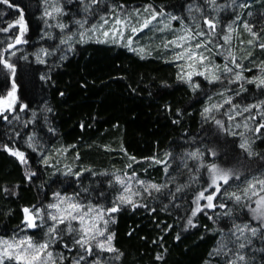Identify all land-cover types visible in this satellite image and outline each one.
Listing matches in <instances>:
<instances>
[{"label": "trees", "instance_id": "trees-1", "mask_svg": "<svg viewBox=\"0 0 264 264\" xmlns=\"http://www.w3.org/2000/svg\"><path fill=\"white\" fill-rule=\"evenodd\" d=\"M60 1L64 8L75 6V0ZM11 2L23 10L27 24L25 39L28 43L21 45L25 48L23 52L31 53L46 46L47 41L41 39L42 0ZM107 4H123L124 11L150 4L158 10L163 9L166 14L183 17L184 21L189 20L186 16L188 7H206L205 0H104L100 9L104 11ZM242 9L243 19L251 12L248 23L253 32L260 34L259 42H264V0H252L249 7ZM234 15L233 11L218 15L220 33ZM18 18L15 8L0 4V27ZM242 27L241 20L233 46L251 54L246 68L256 66L263 70L264 49L254 46L256 42L248 46L249 36ZM15 31L0 33V39H6ZM144 34L145 31L137 36L139 43H148L146 47L150 50L143 59L120 45L88 41L73 44L70 55L61 61L53 58L41 64L30 59L31 56L18 61L17 95L20 102L29 107L19 113L20 120L9 117V123L0 119V143L11 146L14 142L16 147L26 152L28 163L23 165L16 157L0 150V237L16 235L17 230L23 227V209L47 205L57 192L72 195L88 188L93 203L99 199L107 207L117 194L116 186L111 187L109 183L110 176L135 172L140 179L163 183L167 179L163 166L152 163L151 157L164 159L166 153H171L170 171L180 165L183 174L177 176V181L187 182L189 174L183 169L182 153L197 147L203 150L213 146L221 151V145L216 143L217 136L221 141H227L234 157L251 165L241 168V180L264 173V167H261L264 164V129L260 133L253 132L252 137L244 136L249 140L252 151L258 154L248 157L239 148L241 136L218 130L202 115L207 99L220 91L222 84L209 83L196 76L193 80L200 84V88L193 91L177 78L180 72L177 63L169 62L172 59L167 52L154 47L151 41L146 42L142 37ZM23 52H18L17 56H23ZM16 59L13 57L14 61ZM256 73V70L252 72ZM9 89L5 73L0 72V95ZM231 95L235 96L236 104L245 107L264 101V88L248 84L245 88L233 90ZM33 112L36 113L34 118ZM215 116L227 122L223 112H217ZM28 120L33 122L25 128L23 122ZM253 122L254 129L258 123L264 122V118L257 116ZM15 131L20 132V138L14 137ZM33 133L35 139L45 145L38 148L40 152H33L24 143L26 135ZM41 152L48 159V164L41 160ZM130 157H135L138 163ZM204 159L205 163L212 162L207 154ZM217 162H221L219 158ZM190 163L188 165L196 162ZM69 168L72 173L81 175L66 174ZM32 172L35 175L29 179ZM198 175L201 177L199 182L180 194L179 207L173 208L167 199L157 194V199L148 200L149 208H155V212L148 208L123 207L114 213L115 223L110 224L109 229L115 234L113 244L121 255L115 259V254L105 253L108 264L209 263L212 259L209 253L220 239L219 230L226 229L236 217H239L237 223L248 222L250 214L229 202L233 208L231 218L219 216L214 221L199 214L194 218L197 226H188L185 217L191 207L192 194L207 178L203 169ZM237 185L243 186L240 181H235L231 190H236ZM101 190L105 196L97 198L95 193ZM164 205H167V210H164ZM37 232V229L28 230L26 234L35 237ZM70 239L65 236L64 242ZM251 247V264H264V251H261L264 240L254 239ZM51 250L57 257H65L63 264H71L79 254L75 249L67 251L59 243ZM158 256L162 259H157Z\"/></svg>", "mask_w": 264, "mask_h": 264}, {"label": "snow or ice", "instance_id": "snow-or-ice-1", "mask_svg": "<svg viewBox=\"0 0 264 264\" xmlns=\"http://www.w3.org/2000/svg\"><path fill=\"white\" fill-rule=\"evenodd\" d=\"M45 3L48 5V9L44 12L45 17L55 19L56 16L63 13V9L58 6V0H45ZM81 3L85 5L86 14L96 16L93 23L89 24L87 15L83 19L75 20L74 23L78 26V31L75 33L66 31L69 27L66 24L58 22L54 25L61 33H64L59 39V44L67 45L68 51L72 50L74 42L85 43L95 39L97 43L123 42V46L128 47L130 51L137 52L143 59L145 48L133 47L136 37L145 29L152 30L157 24L162 23L161 18L166 15L163 9L158 10L150 4L145 5L142 11L135 9L129 13L124 11L123 4H113L102 12L97 11L104 0H81ZM0 4L15 8L19 16L13 23L0 27V33L4 34L12 33L13 29L16 30L6 39H0V72L5 73V79L10 84V89L6 94L0 95V119L10 123L9 117L13 120H20L19 113L25 112L29 107L27 104L21 103L17 95L19 88L18 61L28 59L26 55L17 56V53L21 51L20 46L28 43L25 39L27 24L23 10L14 5L11 0H0ZM205 5L210 11L205 12L199 6L194 8L190 6L189 11L200 13L199 17L193 16L190 24H184L182 21V30L162 44L164 49L172 53V60L169 62H177V67L180 69L177 78L188 84L193 91L200 88V84L193 80L194 76L203 77L209 83H224L227 79V83L232 84L244 79L241 72L235 70L242 67L236 55L230 48L225 47L230 44L233 27L228 25L225 34L218 35V20L215 15H212L228 5L220 4L218 0H205ZM231 5H235L237 8L249 7L247 0H241L239 3L237 0H231ZM168 18L177 19L175 16ZM239 18L237 16V19ZM170 27L165 24L163 28H156V30L164 31ZM243 27L253 36V40L248 43L256 42V47L264 49V42H259L261 41L260 34L253 32L252 26L247 22H244ZM47 35L51 38L50 34ZM57 50L63 49L54 47L52 51H49L41 48L37 59L40 63H45L44 57L55 55ZM214 50L215 54L224 55L223 66L213 62ZM13 57L17 59L14 61ZM60 59H64V57L61 56ZM247 82L257 83V87L264 86V78L261 77ZM229 91L232 90L225 88L219 95L225 96ZM225 105L229 106L223 112L227 122L225 119H217L214 114L220 112ZM254 109L255 112H253ZM46 110L51 111V109ZM245 113L248 115L245 116ZM35 115L36 113L33 112V118ZM202 115L205 120H211L218 130L233 136H241L242 142L239 144V148L243 149L248 157L258 155L252 151L250 142L244 137V133L230 131V127H243L254 133H260L261 129H264V122L258 123L254 129H249V121H256L258 115L264 118V101L241 108L233 104L231 96H227L221 103H212L209 107H205ZM237 117H242V121H238ZM32 122V120L24 121V127L27 128ZM14 137L20 138V132L15 131ZM24 143L33 152L38 151L34 133L26 135ZM216 143L221 145V151H218L215 146L203 150L197 147L196 150L183 155L181 163L183 169L187 170L189 174L187 182L177 181V176L182 175L183 172L180 165L170 171L172 169L171 153H166L164 159L149 158L152 163L163 166L164 174L167 177L163 183L140 179L135 172L115 175L114 184L119 188L116 189L117 194L110 200L107 207L103 206L99 199L96 203H92L89 189L82 188L72 195L54 193V201L47 205L24 208V219L21 222L23 227L19 228L17 234L12 238L0 237V264H63L65 257L63 255L57 257L51 250L58 243L69 252L74 249L78 251L79 254L71 260V264H108L105 253H113L115 254L114 258L119 259L121 254L113 244L115 234L109 229V225L115 223L113 214L121 211L123 207L148 208L150 212H155V208H149L148 200L157 199V194L167 199L173 208L179 207L177 201L182 199L180 194L194 183L199 182L201 177L198 173L201 169L204 170L207 178L203 185L192 194L191 207L185 217L187 225L196 227L194 218L199 214L214 221L219 216L231 218L233 208L229 202L246 209L247 214H250V220L237 223L236 220H239V217H236L226 229L219 230L220 239L209 256L219 257V264H251L249 253L252 251L253 240L256 238L264 240V173L241 180L243 174L241 168L251 167V165L234 157L228 149L227 141H221L217 136ZM0 150L16 157L23 165L28 163L26 152L16 147L14 142L11 146L7 143H0ZM205 154L211 158L212 162L205 163ZM218 158L220 163L217 162ZM130 159L138 163L135 157H130ZM41 160L44 164H48V159L43 152H41ZM188 160L195 161V165L190 167L187 163ZM234 160L235 163H233ZM131 166V164L128 165L129 168ZM261 167H264V164ZM66 174H74L77 177L81 175V173H72L71 168ZM34 175L35 173L32 172L28 178L31 179ZM235 181H240L243 186L237 185L236 190H231ZM109 183L111 185L113 182ZM95 195L100 198L104 197L105 193L101 190ZM164 210H167V205H164ZM252 221L256 223L253 224ZM35 229L43 230L42 239L37 240L33 236L19 234ZM65 236L71 237V239L64 242ZM176 238L179 239V236ZM157 259H162V256H158Z\"/></svg>", "mask_w": 264, "mask_h": 264}, {"label": "rangeland", "instance_id": "rangeland-1", "mask_svg": "<svg viewBox=\"0 0 264 264\" xmlns=\"http://www.w3.org/2000/svg\"><path fill=\"white\" fill-rule=\"evenodd\" d=\"M251 1L252 0H247V3L250 5ZM74 2H75V6L73 8L67 9V8H64L62 6V4H61V1L58 0V6L63 9V13L61 15L56 16L55 19H49V18L44 16V12H45L46 9H48V5L45 3V0H42V14H41V16H42V21H43V32H42V35H41V39L47 41V44H46V46L34 49L31 53L23 52L25 50V48L23 46H20L21 51L23 52V55H26L27 57L31 56L30 59H33L37 63H40L39 60L37 59V56H38L41 48L48 49L49 51H52L54 49V47L55 48H59V49H63V50H57L55 52V55L44 57V59L46 60L45 63L49 62L50 60L52 61L53 58H57L56 61H61V60H63V59H60L61 56H63L64 59H65V58H67L70 55L71 51L67 50L68 46L59 44V39L64 35V33H61L60 30L58 28H56L54 25L56 23H58V22L66 24V25L69 26L66 31L75 33V32L78 31V26L74 23L75 20L83 19L87 15L88 19H89V24H91L96 19L95 15L86 14L85 13V11H84L85 5L83 3H81V0H75ZM239 2H241V0H237V3H239ZM218 3H220L222 5H228V6L224 7L219 12L212 13V15L216 16L217 20H218V15L221 14V13L224 14L225 12H228V11L235 12L234 17H232V19L227 23V25L225 26L223 32L220 33L218 31V27H217V32H218V35H223V34H225V32L227 30V26L228 25H232V27H233L232 38H231L230 44L225 45V47L226 48H230L231 51L236 55L237 60H238V62L240 63V65L242 67L240 69H235V70L236 71H240L242 76L244 77V79L239 81V82H237V83H232V84H228L227 83V79H225L224 83H221L222 84L221 90L218 91L217 93H215L214 95H212L211 97H209L207 99L205 107H209L212 103H221L223 101V99H225L227 96H231L232 100H233V104H236L235 101H234V97L235 96L231 95V92L233 90L245 88L248 84H253V85H255L257 87L258 81H257V83H248L247 81L253 80L256 77L264 78V69L263 70H258L259 68H256V66L255 67H250V68H246L245 67L246 61H248V59L250 58L251 54L249 52H244V51H240L238 49H235V47L233 46V41L235 40L237 35H239L237 33V26H238L239 22H241V20H242V26H243L244 22L248 23V18H249V16H251V12H249L246 15V17L243 19L242 16H241V13H242L243 9L242 8H237V7H235V5H231V0H223V1L222 0H218ZM101 6H103V3L101 4ZM109 7H111V5L107 4L105 6V9L109 8ZM192 7L194 8V6H192ZM189 8L190 7H188L187 10H186V14H187L186 16H187V18H189V20L187 19L188 21H184L185 19L183 17L181 18L180 16H177L175 14H166L165 13L166 15L161 18V20L163 22L160 23V24H157L152 30L145 29V34L142 37H144L146 39V42L147 41H151V44L154 45V47L156 46L157 48H160L162 51L167 52L168 56L171 57V59H172V53L169 50L164 49L162 47V44H163V42H165V40L172 39L174 35L178 34L182 30V23H181L182 21H183L184 24H190L192 22V17L193 16L199 17L200 13H197V12H194V11L190 12ZM137 9H141V11H142L143 7H140V8H137ZM203 9L205 10V12L210 11L207 7H204ZM134 10L135 9H128L126 12L131 13ZM97 11L102 12V10L100 9V6H99ZM169 16H175V17H177V19L176 20H171V19L168 18ZM237 16H239L240 18L237 19ZM165 24L170 25L171 26L170 29H165L164 31H157L156 30V28H163ZM174 24H176V25H174ZM49 25H52V26L50 27ZM242 28H243L245 34H247L249 36V39L247 41L253 40V36L251 35V33L246 31L244 29V27H242ZM47 34H50L51 38H49V35H47ZM75 39L76 38L74 37V40ZM88 41H95V39H91V40H88ZM218 42H222V41H218ZM52 43H53V45L50 46V44H52ZM75 43L76 42H74L73 44H75ZM107 44H116V45L123 46V42H121V43L108 42ZM146 45H148V43L140 44L139 40L137 38V39H135V43L133 44V47H135V48L144 47L146 51H145V53L143 55L146 56V55H149V53H150V50H148ZM250 45L251 44L248 43V46H250ZM123 47H125V46H123ZM126 48L129 49L128 47H126ZM252 48H254V47H252ZM135 53H137V52H135ZM138 55H140V54H138ZM212 60H213V62L216 65L223 66V64L225 62V57H224V55L215 54V50H214L213 54H212ZM45 63H41V64H45ZM254 70L257 71L256 74H252V72H254ZM195 77L196 76H194L193 79ZM225 88H229L232 91L227 92L225 96L219 95V93L224 91ZM262 88H264V86H262ZM236 105H238V104H236ZM238 106L243 108L240 105H238ZM228 107H229L228 105H225L224 108L220 110V112H224L225 109H227ZM254 111H255V109H254ZM214 114H216V113H214ZM244 115L247 116L248 113H245ZM237 120L238 121H242V117H237ZM253 124H254L253 121H249V129H253L252 128ZM230 131H235L237 133L243 132L244 136H248V137L249 136L250 137L253 136V132L252 131L246 130L243 127H241V128H231L230 127ZM237 136H239V135H237ZM36 144H37L38 148H44L45 147L43 142L39 143L37 140H36ZM191 151H194V150H191ZM191 151L187 150V151L183 152L182 153V157H183V155L185 153L191 152ZM38 152H40V149H38ZM189 161H191V163L195 162V161H192V160H188L187 163ZM171 163H172V161H171ZM189 166L192 167L194 165H189ZM110 180L113 182L111 184V187L114 185L118 189L119 186L114 184V176H110ZM53 201H54V196L52 197V202ZM91 202L93 203L92 200H91ZM37 230H38V232L36 233V236L34 238L37 239V240L42 239L43 235H44L43 230L42 229H37ZM19 234L20 235H25L26 233L23 232V233H19ZM12 237H9V238H12ZM68 238H71V237H68ZM6 239H8V238H6ZM219 260H220L219 257H212V259L207 264H219Z\"/></svg>", "mask_w": 264, "mask_h": 264}]
</instances>
